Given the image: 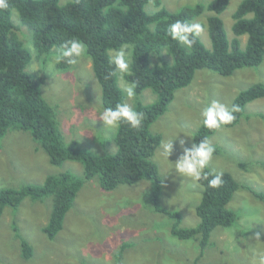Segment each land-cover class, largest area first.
<instances>
[{"label":"rangeland","instance_id":"1","mask_svg":"<svg viewBox=\"0 0 264 264\" xmlns=\"http://www.w3.org/2000/svg\"><path fill=\"white\" fill-rule=\"evenodd\" d=\"M69 1L59 0V5ZM160 1L159 6L154 0L148 2L145 11L152 13L164 8L177 12L198 3L207 5L211 0ZM239 2L231 0L219 14L230 40L234 37L232 14ZM212 14L205 10L192 19L204 24L205 31L198 37L207 49H211L207 17ZM11 22L32 56L26 70L44 77L41 95L54 110L64 143L77 142L81 148L98 155L115 153L117 129L102 128L103 123L97 117L101 90L89 56L61 70L53 60L58 48L47 55H38L32 31L20 21L15 10L11 12ZM246 38L245 35L238 37L241 50L245 48ZM154 62L152 59L151 63ZM257 83L264 84V59L259 66L236 70L231 76H221L208 69L196 71L190 85L175 92L165 113L150 126L151 133L160 135L162 140L180 135L169 161L175 163L182 154L180 140L185 141L184 147L192 146L204 106L219 101L231 107L240 91ZM127 84L124 77L118 78L124 102L132 107L137 98L142 104L156 100L150 89L138 97L128 98L124 92ZM209 139L219 149L209 170L228 172L240 187L227 204V208L237 213V221L231 227L213 229L204 249L196 239L179 240L171 235L174 220L154 211L150 181L140 180L104 191L98 177H94L84 180L64 217L61 231L53 240L41 231L51 211L52 196L38 201L25 198L16 209L6 207L0 218V264H193L200 252L202 255L196 264H255L254 258L264 254V98L248 103L234 126L221 127ZM157 149L152 160L162 180L160 206L180 214V227L197 226L195 207L201 199L202 187L176 174L169 162L157 160ZM64 172L83 177V168L78 162L51 165L28 132L13 129L0 138V190L42 184L47 176ZM250 217L254 218L253 226L247 222ZM257 234L260 240L255 239ZM17 235L32 247L29 259L22 257Z\"/></svg>","mask_w":264,"mask_h":264},{"label":"trees","instance_id":"2","mask_svg":"<svg viewBox=\"0 0 264 264\" xmlns=\"http://www.w3.org/2000/svg\"><path fill=\"white\" fill-rule=\"evenodd\" d=\"M150 1L71 0L59 5V0H8L9 8L0 10V138L13 129L28 132L51 165L60 166L66 161H74L83 168L82 178L64 172L47 176L42 184L1 189L0 218L6 207L16 209L25 198L38 201L52 196L51 211L41 231L53 240L61 231L64 217L84 180L98 177L104 191L140 180L150 181L154 211L174 220L171 235L179 240L196 239L201 249L207 246L213 229L231 227L237 221V213L227 208V204L240 185L228 172H223L224 182L219 188H209L207 181L200 182L201 199L195 207L199 218L197 226L180 227V214L160 206L162 180L152 157L162 138L151 133L150 126L165 113L175 92L190 85L196 71L208 69L221 76H231L236 70L262 63L264 0H240L232 14L234 37L231 40L219 17L231 0H211L207 5L198 3L182 7L177 12L160 8L148 13L144 8ZM154 3L159 6L161 1L154 0ZM12 10L32 31L38 55L49 54L70 38H79L87 45L91 69L101 90V104L105 107H115L117 103L124 102L118 78L109 75L113 70L109 63L110 51L119 50L124 44L131 45L129 73L124 79L136 84V97L150 89L156 100L142 104L137 98L133 108L145 114L142 127L136 130L122 124L114 136L115 153L98 155L81 148L77 142L64 143L54 110L41 95L44 77L26 70L32 56L15 33L11 22ZM205 10L213 13L207 17L211 49H207L199 37L194 46L187 49L167 35L169 24L178 19L192 21ZM243 35L247 38L245 48L241 50L238 37ZM152 59H155L154 63H151ZM56 67L61 70L70 68L64 63H57ZM260 98H264L263 83L240 91L232 101L240 111L234 114L236 119L231 124L222 127L234 126L245 106ZM216 131L201 124L193 134V143L209 138ZM215 149L214 155H217L219 149ZM246 189L262 198L250 188ZM17 236L22 257L29 259L33 254L32 247L24 238ZM201 255L202 252L198 258Z\"/></svg>","mask_w":264,"mask_h":264},{"label":"clouds","instance_id":"3","mask_svg":"<svg viewBox=\"0 0 264 264\" xmlns=\"http://www.w3.org/2000/svg\"><path fill=\"white\" fill-rule=\"evenodd\" d=\"M9 8L8 0H0V10ZM205 31V26L201 22L186 21L178 19L169 24L167 35L172 41L178 42L191 49L196 43V38ZM131 45L124 44L119 50L113 49L109 55V63L113 66V70L109 73L110 76H115L122 79L129 73ZM87 55V45L79 38H70L62 42L56 50L53 60L55 63H64L69 66H75L80 59ZM136 84L129 83L124 88V92L128 98L135 96ZM99 115L97 116L103 123L102 128L118 129L122 124L129 125L132 129L139 130L142 127L145 114L141 111H136L127 102H120L115 107H105L103 104L98 106ZM238 105L233 104L229 107L219 101H211L204 106L200 113V122L202 126L208 130H218L222 126L231 124L235 119V113L239 112ZM180 136V135H179ZM173 139L165 138L160 141L156 151V159H163L174 166L175 173L181 177L188 178L194 185H199L201 181H207L209 188H219L223 184V171L209 169L210 163L213 160L216 151L208 137L203 138L199 143H193L190 148L184 147V140H180L182 154L178 157L175 163L169 161V157L174 150V142L179 137ZM188 137L187 135H184ZM248 224L254 225V218H248ZM260 240L259 234L255 237ZM255 259V264H264V254H261Z\"/></svg>","mask_w":264,"mask_h":264}]
</instances>
